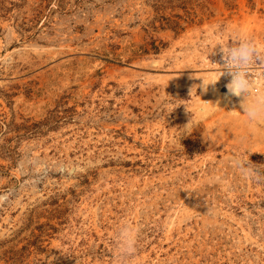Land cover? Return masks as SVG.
Returning a JSON list of instances; mask_svg holds the SVG:
<instances>
[{
  "label": "rangeland",
  "instance_id": "1",
  "mask_svg": "<svg viewBox=\"0 0 264 264\" xmlns=\"http://www.w3.org/2000/svg\"><path fill=\"white\" fill-rule=\"evenodd\" d=\"M236 33L264 0H0V264H264V122L189 95Z\"/></svg>",
  "mask_w": 264,
  "mask_h": 264
},
{
  "label": "clouds",
  "instance_id": "2",
  "mask_svg": "<svg viewBox=\"0 0 264 264\" xmlns=\"http://www.w3.org/2000/svg\"><path fill=\"white\" fill-rule=\"evenodd\" d=\"M234 39L236 42L231 46H219V50L223 54V64H219V70L206 76L198 77L196 75L195 78L199 79L201 83L193 85L189 89V95L191 97L193 89L196 90L197 88L201 89L202 92H207L209 86H215L222 76L228 75L230 80L225 85L227 89L226 95L241 98L239 110L241 115L245 117L250 124L264 122V91L254 89L253 82L248 74L250 66L254 61L261 57L262 51L264 50H262L261 46L254 38L245 34L236 33ZM204 103L207 104L209 102L204 101ZM218 103L219 102L213 104L218 105ZM185 110L190 113L186 106ZM195 128L196 127H193V117L191 114L189 121L183 127L176 129L178 133H180L181 139L182 137L190 136ZM205 133L206 130L203 132L204 139ZM234 163L240 169L242 174H250V168L245 167L239 161H235ZM116 241L117 252L119 255L131 254L135 245L134 228L127 223H122L117 230Z\"/></svg>",
  "mask_w": 264,
  "mask_h": 264
},
{
  "label": "bare ground",
  "instance_id": "3",
  "mask_svg": "<svg viewBox=\"0 0 264 264\" xmlns=\"http://www.w3.org/2000/svg\"><path fill=\"white\" fill-rule=\"evenodd\" d=\"M226 95V94H225Z\"/></svg>",
  "mask_w": 264,
  "mask_h": 264
}]
</instances>
